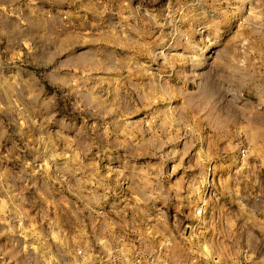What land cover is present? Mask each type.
I'll return each mask as SVG.
<instances>
[{
  "label": "rangeland",
  "instance_id": "rangeland-1",
  "mask_svg": "<svg viewBox=\"0 0 264 264\" xmlns=\"http://www.w3.org/2000/svg\"><path fill=\"white\" fill-rule=\"evenodd\" d=\"M103 238L264 264V0H0V264Z\"/></svg>",
  "mask_w": 264,
  "mask_h": 264
},
{
  "label": "built area",
  "instance_id": "built-area-1",
  "mask_svg": "<svg viewBox=\"0 0 264 264\" xmlns=\"http://www.w3.org/2000/svg\"><path fill=\"white\" fill-rule=\"evenodd\" d=\"M241 149V153H244ZM258 200V198H256ZM196 218L202 216V210L196 209ZM73 264H167L163 248H143L136 240H127L112 245L103 238L96 247L76 249L72 256ZM71 264V263H68Z\"/></svg>",
  "mask_w": 264,
  "mask_h": 264
}]
</instances>
